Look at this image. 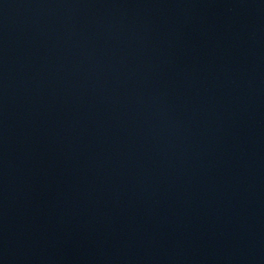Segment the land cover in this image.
Here are the masks:
<instances>
[{"label":"water","instance_id":"obj_1","mask_svg":"<svg viewBox=\"0 0 264 264\" xmlns=\"http://www.w3.org/2000/svg\"><path fill=\"white\" fill-rule=\"evenodd\" d=\"M0 264H264V0H0Z\"/></svg>","mask_w":264,"mask_h":264}]
</instances>
